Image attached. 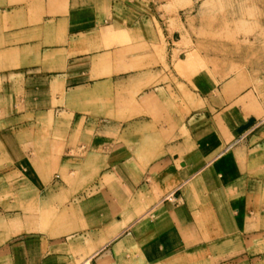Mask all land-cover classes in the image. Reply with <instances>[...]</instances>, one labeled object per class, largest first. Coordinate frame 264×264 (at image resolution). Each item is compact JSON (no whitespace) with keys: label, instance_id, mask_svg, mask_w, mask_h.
Wrapping results in <instances>:
<instances>
[{"label":"crops","instance_id":"0c3cea01","mask_svg":"<svg viewBox=\"0 0 264 264\" xmlns=\"http://www.w3.org/2000/svg\"><path fill=\"white\" fill-rule=\"evenodd\" d=\"M22 7L0 46V128L32 139L39 157L49 141L53 162L30 161L26 140L18 144L17 170L30 176L0 180V264H264V100L256 88L179 52L182 94L191 98L166 119L170 84L147 86L164 69L143 67L141 53L148 61L155 44L171 42L164 3ZM142 109L127 122L131 138L136 124L146 126L136 136L145 143L113 138L109 127ZM99 116L110 119L95 137L104 151L93 153V178L74 191L61 180L43 190L41 171L48 177L88 159L79 148L94 138Z\"/></svg>","mask_w":264,"mask_h":264},{"label":"rangeland","instance_id":"374dc122","mask_svg":"<svg viewBox=\"0 0 264 264\" xmlns=\"http://www.w3.org/2000/svg\"><path fill=\"white\" fill-rule=\"evenodd\" d=\"M34 2L36 0H0V46L5 38L4 34L12 28L13 24H17L16 14L19 9L25 4ZM147 2L154 5L164 3L163 11H161L164 13L162 20L168 23L171 35V42L155 44L152 51L147 52L148 61H146L145 51L141 52L143 67L164 69L163 74L155 73L147 86L156 87L162 82L170 84L168 106H164V118L174 117L173 111L183 110L185 105L187 109L190 103V91L182 94L177 60L179 52L181 56L194 53L201 58V67H208L220 79L237 76L241 85H253L264 100V0H147ZM27 13L32 14L33 11ZM165 109L168 110L167 113ZM145 114V109H142L139 114L124 116V122H117L115 126L109 127L113 138L121 132V136L129 142L145 143V138H136V136L137 134L141 136L146 126L136 124L134 132L137 133L134 134V138H131V128L128 123L130 119L141 118ZM107 119L110 118L97 117L91 136L94 135L95 138L101 134L103 124L109 122ZM94 138H86L85 144L79 148L84 159L89 154L85 162L74 164L71 169L57 170L54 174L52 170L48 177H44L45 171L40 172L43 190L46 189V184L49 187L51 180H61L60 188L67 187L70 191H74L93 178L99 167V163L96 162L98 156L93 153L104 151L102 145L98 146L97 138L94 142ZM24 139L27 142L24 150L29 153L30 161L37 158L42 163L53 162V149L49 141L42 140V143H46L47 154L39 157L34 153L32 139L27 140L19 136L15 129L8 131L0 128V180L13 173H25L28 177L30 176L27 171L18 172L17 170L19 159L23 156L18 152L20 150L18 144ZM151 140L157 141L156 138ZM9 147H13L10 152ZM27 159L29 160L28 157ZM13 199L15 200L12 197L8 198L11 202L14 201Z\"/></svg>","mask_w":264,"mask_h":264},{"label":"bare ground","instance_id":"6f19581e","mask_svg":"<svg viewBox=\"0 0 264 264\" xmlns=\"http://www.w3.org/2000/svg\"><path fill=\"white\" fill-rule=\"evenodd\" d=\"M117 229H114L110 232L108 236L105 237V239H108L111 235H113L116 232ZM110 239V238H109Z\"/></svg>","mask_w":264,"mask_h":264}]
</instances>
